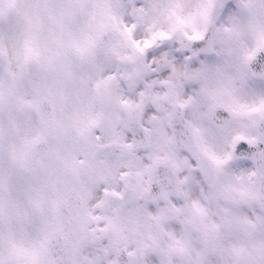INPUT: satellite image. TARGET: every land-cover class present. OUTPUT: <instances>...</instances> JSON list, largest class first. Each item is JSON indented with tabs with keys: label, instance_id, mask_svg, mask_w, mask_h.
I'll use <instances>...</instances> for the list:
<instances>
[{
	"label": "snow or ice",
	"instance_id": "obj_1",
	"mask_svg": "<svg viewBox=\"0 0 264 264\" xmlns=\"http://www.w3.org/2000/svg\"><path fill=\"white\" fill-rule=\"evenodd\" d=\"M0 264H264V0H0Z\"/></svg>",
	"mask_w": 264,
	"mask_h": 264
}]
</instances>
